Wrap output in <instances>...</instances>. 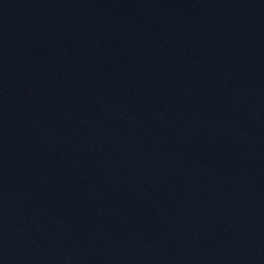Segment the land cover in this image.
Wrapping results in <instances>:
<instances>
[{
	"label": "water",
	"instance_id": "95a60500",
	"mask_svg": "<svg viewBox=\"0 0 264 264\" xmlns=\"http://www.w3.org/2000/svg\"><path fill=\"white\" fill-rule=\"evenodd\" d=\"M0 264H264V0H0Z\"/></svg>",
	"mask_w": 264,
	"mask_h": 264
}]
</instances>
